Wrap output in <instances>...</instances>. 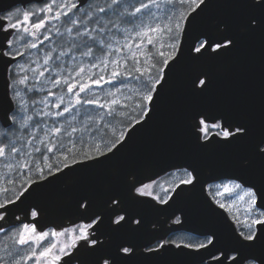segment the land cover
<instances>
[{
  "label": "snow or ice",
  "instance_id": "6c2138e0",
  "mask_svg": "<svg viewBox=\"0 0 264 264\" xmlns=\"http://www.w3.org/2000/svg\"><path fill=\"white\" fill-rule=\"evenodd\" d=\"M214 2L39 0L38 10L21 13L15 4L0 9V163L7 169L0 184V264H81L84 255L98 256L97 264H131L137 255L168 253L195 256L198 264H264V173L259 179L245 174L248 159L238 171L216 169L211 183L196 160L177 159L168 169L179 173L177 182L164 196L154 194L151 178L148 183L139 175L128 179V199L157 211L173 208L171 193L179 197L199 188L201 205L223 226L230 247L223 246L218 230L198 232L202 239L196 242L169 239L187 231V213L178 210L181 215L172 212L169 227L154 232L139 249L124 242L116 255H102L112 242L106 219L112 235L143 230L142 218L131 214L122 197H111L94 211L91 197L82 196L75 214L87 223L51 232L39 228L44 208L31 203L41 190L99 169L129 150L158 119L182 65L228 57L243 36L264 34V0H240L251 10L245 19L207 29L201 22ZM46 42L51 47L32 59V50L40 53ZM45 82L60 95L49 89L47 98L37 99ZM211 86V73L197 68L187 91L203 98ZM188 121L196 152L253 140L251 126L226 111L199 107ZM253 159L264 166V138L253 141Z\"/></svg>",
  "mask_w": 264,
  "mask_h": 264
},
{
  "label": "water",
  "instance_id": "95a60500",
  "mask_svg": "<svg viewBox=\"0 0 264 264\" xmlns=\"http://www.w3.org/2000/svg\"><path fill=\"white\" fill-rule=\"evenodd\" d=\"M26 3L27 0H0V9L13 4L24 6ZM250 12L240 0H215L201 25L211 29L217 23L245 19ZM197 68L212 75L210 92L203 98H193L187 91L189 76ZM199 107L219 109L245 120L251 126L253 140L230 148L196 152L189 134L188 116L193 109ZM260 138H264V34L245 35L238 50L228 57L200 65H182L174 76L158 119L117 160L99 169L68 177L41 190L31 201L40 204L45 210L42 217L38 218L39 228L59 230L80 222L87 223L75 214L82 196L91 197L90 206L94 211L102 210L111 197L120 196L131 214L142 218L143 230L139 234L123 231L112 235L106 219L105 234L112 236V242L102 251V255H116L118 245L124 242H131L139 249L156 234L154 232L167 229L170 224L168 217L175 211L177 215H181L178 210L187 213L186 232L197 235L204 230H218L224 237L223 246L230 247L231 240L223 226L217 224L210 217L208 210L201 205L199 188L179 197L171 193L176 199L173 208L157 211L148 205L136 204L128 199V179L132 175H139L145 183L151 182L149 178L155 181L168 173L169 163L177 159L196 160L202 168V178L209 183V177L216 169L238 171L241 162L248 159L250 167L245 170V174L259 179L264 173V166L253 159V141ZM176 191L179 192L180 188ZM142 199L151 200V197ZM157 207L167 208V205L158 204ZM97 261L98 256L81 257V264H97ZM131 264H198V258L171 253L159 257L137 255ZM211 264H215V261Z\"/></svg>",
  "mask_w": 264,
  "mask_h": 264
},
{
  "label": "rangeland",
  "instance_id": "374dc122",
  "mask_svg": "<svg viewBox=\"0 0 264 264\" xmlns=\"http://www.w3.org/2000/svg\"><path fill=\"white\" fill-rule=\"evenodd\" d=\"M121 39H123V38L121 37ZM21 43H22V41H21ZM38 56L39 57H42L43 56V52H41L40 54H34L33 57H32V59H37ZM65 59L67 60V58H65ZM21 62L23 63V59L21 60ZM41 63H42V61H41ZM68 63L70 65L71 64V61H68ZM33 67H35V65H33ZM69 70H71V69H69ZM41 79H44V78H41ZM49 89H51V85L48 84L47 82H45L44 89L42 91H40V92H38V93L35 94L36 95V98L37 99H39V98H47V93H48ZM41 93H42V95L39 96V94H41ZM56 96H59V95H56ZM49 99H51V98H49ZM38 107H42V106H38ZM52 110L55 111V109H52ZM0 172H1L0 173V184H2L3 183V180H4V173L7 172V169H5L3 167V164L2 163H0ZM178 175H179V173L171 174L170 176H166V177H163L162 179H160L153 186L154 194L160 195V196H164L165 195L164 189H166L167 187L174 186L175 183L177 182L176 181V176H178Z\"/></svg>",
  "mask_w": 264,
  "mask_h": 264
},
{
  "label": "flooded vegetation",
  "instance_id": "af4514ba",
  "mask_svg": "<svg viewBox=\"0 0 264 264\" xmlns=\"http://www.w3.org/2000/svg\"><path fill=\"white\" fill-rule=\"evenodd\" d=\"M16 6L19 8L20 12L22 13L25 10H38L42 5H41V3L37 2V1H32L31 3H26L24 6L21 5V4H16ZM174 186L167 187V188H172ZM170 223H171V221H170ZM80 224H82V222L81 223H78L76 225H73V226L65 227V228L74 227V226H77V225H80ZM63 229L64 228L59 229V230H55V231H61ZM53 230L54 229H46L44 231L51 232ZM168 238L169 239L177 240L178 242L179 241H185V242L191 241V242H195V241H197V239H202V237H198L197 235L192 234L190 232H186V231H182V232H178V233L171 234ZM57 239L60 240L61 243H63V238L58 237ZM73 264H76V262H74Z\"/></svg>",
  "mask_w": 264,
  "mask_h": 264
},
{
  "label": "trees",
  "instance_id": "16d2710c",
  "mask_svg": "<svg viewBox=\"0 0 264 264\" xmlns=\"http://www.w3.org/2000/svg\"><path fill=\"white\" fill-rule=\"evenodd\" d=\"M49 47H51V45L50 44H48L47 42L45 43V45H43L42 46V51L41 52H43V49H47V48H49ZM33 52H34V54L36 53V50H32ZM40 52V53H41ZM40 53H38V54H40ZM105 87H108L107 85L105 86ZM52 91L56 94V95H60V90L59 89H52ZM42 95V93L41 94H39V96H41ZM47 110V109H46ZM79 135V134H78Z\"/></svg>",
  "mask_w": 264,
  "mask_h": 264
}]
</instances>
